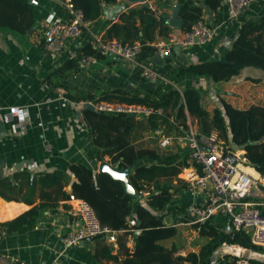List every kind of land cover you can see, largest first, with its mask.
I'll list each match as a JSON object with an SVG mask.
<instances>
[{
    "label": "trees",
    "instance_id": "1",
    "mask_svg": "<svg viewBox=\"0 0 264 264\" xmlns=\"http://www.w3.org/2000/svg\"><path fill=\"white\" fill-rule=\"evenodd\" d=\"M115 1L70 0L72 6L82 12L85 20H93L100 15L102 2ZM196 1H202L211 9H217L222 3V0H177L181 30L189 29L197 20H204L203 7ZM168 18V13L156 12L150 5L140 3L122 10L105 29L103 36L116 37L128 43L138 41L140 47L136 57H151L157 50L153 43L156 35L167 36L171 29ZM32 19L33 13L27 0H0V26L25 31ZM84 52L96 57L104 55L91 43L84 46ZM81 55L66 59L56 72L62 75L66 68L76 67ZM164 57L167 59L168 54ZM249 65L264 69V14L255 19L241 20L231 46L222 58L183 64L175 70V74L191 72L219 81L229 79ZM81 92L66 89V95L70 98H93V95H82ZM96 100L137 102L156 109L147 115H127L125 112L82 108L92 139L88 154L101 162L118 167L128 166V180L139 195L126 192L122 182L108 172L94 170L78 160L70 162L65 168L37 174L25 170L16 172L13 179L18 180V184L10 176L3 175L0 177L2 197L30 201L24 193L21 194L23 185H26L32 193L39 188L40 199L18 215L1 221L0 237L2 233L23 232L34 227L43 209H53L59 199L66 200L70 194H74L90 203L102 224L121 232L118 244L120 248L125 247L123 257L119 258L118 253L112 254L110 251L106 254L116 264H211L212 251L223 242L261 250L251 243L246 230L233 229L228 215L223 213L192 223L199 234L206 237L197 251L176 253L177 244L165 245L160 241L177 233L178 222L190 219L184 211L187 202L173 201L186 191V184L179 177V172L187 164L188 156L186 149L181 150L178 139L185 135L187 127L174 121L185 125L189 115L196 119L199 132L206 134L213 128L217 129L220 135L229 137V143L244 149L248 164L264 173V105L250 104L239 108L220 97L219 105L209 113L202 105L198 89L191 86L180 90L170 87L164 92L158 91L156 96L113 88L104 92L103 96L92 99ZM146 135H150L152 140L148 144L144 141ZM162 136L170 137L166 145L159 143ZM139 138L141 140L137 143ZM105 155L108 156L107 160ZM70 174L74 176L72 180ZM68 184L69 188L66 187ZM168 214L173 216L170 223L164 221ZM130 218H134L135 223L129 224ZM134 229H139V232H134ZM130 233L133 235L131 250L122 239L123 235ZM236 259L232 254H224L217 258L216 264H237Z\"/></svg>",
    "mask_w": 264,
    "mask_h": 264
},
{
    "label": "crops",
    "instance_id": "2",
    "mask_svg": "<svg viewBox=\"0 0 264 264\" xmlns=\"http://www.w3.org/2000/svg\"><path fill=\"white\" fill-rule=\"evenodd\" d=\"M156 12L168 13L177 0H147ZM197 2V1H196ZM33 13L31 25L25 31H18L8 26H0V116L5 133H0V162L4 163V174L14 178V173L27 171L39 173L65 168L70 162L82 161L92 169L98 170L101 161L88 154L92 147L89 126L84 120L82 108L88 100L104 95L113 88H123L131 93L156 96L170 87L179 90L191 86L206 93L212 102V108L219 105V98H224L233 106L245 108L250 104L264 105V69L245 66L227 80L213 81L207 75L186 72L176 75L175 70L192 61L220 57L222 58L237 33L241 20L258 18L264 14V0H252L237 18H229L227 6L221 3L217 9H211L202 1V18L214 29L213 36L205 43H193L188 46L173 45L171 54L166 59L163 55L142 59H122L110 54L96 57L88 67L78 65L68 67L61 75L57 68L68 58L84 54V46L92 42L93 34L103 35L108 25L118 18L122 10L143 3L140 1L116 0L102 2L101 13L75 36L66 40L63 49L56 56L49 54L44 43V24L70 17L66 0H27ZM178 3V2H177ZM171 26V25H170ZM183 30L171 26L168 33L181 35ZM167 35V36H168ZM167 36L156 35L153 43L163 41ZM142 65L157 69L162 78L150 81L140 73ZM50 77V79H48ZM63 84H65V87ZM69 91L81 90L82 95H93L73 99L66 95ZM17 105L24 109L25 118L15 119L9 107ZM209 108V107H208ZM174 118V116H173ZM197 127L196 119L187 115L185 125ZM181 150L186 149L187 140L180 136ZM141 138L137 140V143ZM145 144L151 136L144 137ZM105 160L108 156H104ZM22 165L17 167V162ZM2 175V176H3ZM74 176L70 174V180ZM18 184V180L13 179ZM66 187H70L69 184ZM31 200L6 199L0 195V222L12 218L39 201V188L33 193L23 185L21 194ZM146 193H144V196ZM193 195L185 191L173 200L177 203L191 201ZM264 200V195L258 198ZM68 202L59 199L53 209H43L34 227L23 232L2 233L0 254L14 264H48L54 259L70 264H116L107 257L110 251L123 257L125 247L120 248L118 235L110 241L105 234L98 235L90 243L78 242L65 245L61 237L75 228L68 218ZM166 223L173 221V216L164 217ZM177 224H180L179 222ZM139 232V229H134ZM129 250L133 248V235L122 238ZM170 245L169 238L160 241ZM181 249V246H178ZM183 254V252H180Z\"/></svg>",
    "mask_w": 264,
    "mask_h": 264
},
{
    "label": "built area",
    "instance_id": "3",
    "mask_svg": "<svg viewBox=\"0 0 264 264\" xmlns=\"http://www.w3.org/2000/svg\"><path fill=\"white\" fill-rule=\"evenodd\" d=\"M251 1L222 0L227 6L228 17L233 19L237 18ZM66 6L70 12L67 20L44 24V43L52 56L59 54L66 40L77 35L89 21L83 18L79 9L72 6L70 0H66ZM213 33L214 29L205 20H197L189 29L183 30L181 35L170 34L165 40L155 42L156 51L164 56L169 53L173 45L188 46L193 43H205L213 36ZM92 42L94 48L101 54H110L122 59H135L140 47L138 41L128 43L116 37L105 38L101 34H93ZM95 60L94 54L84 53L78 58V65L86 68ZM140 73L150 81L163 77L152 66L142 65ZM88 101L95 109L104 111L147 115L156 110L153 106L137 102ZM9 111L17 120L25 118L24 109L21 106H10ZM184 136L187 140L188 156L187 164L181 168L179 177L185 182L186 190L193 195V199L187 202L184 210L190 219L179 223L192 224L204 221L216 213L226 214L231 227L235 230H246L251 243L264 252V200L258 199L264 195V173L257 171L247 163V160L241 158L244 153L243 148L226 142L215 131L201 133L194 124L190 123ZM169 139V136H162L159 143L166 145ZM198 198H200L199 201H197ZM66 201L68 202L66 212L75 228L61 237L65 245L78 242L90 243L96 236L102 234H105L110 241L115 240L116 231L99 221L94 208L87 200L70 194ZM133 223L135 219L130 218L129 224ZM236 257L237 264H263L247 257ZM48 264L70 263L54 259Z\"/></svg>",
    "mask_w": 264,
    "mask_h": 264
},
{
    "label": "water",
    "instance_id": "4",
    "mask_svg": "<svg viewBox=\"0 0 264 264\" xmlns=\"http://www.w3.org/2000/svg\"><path fill=\"white\" fill-rule=\"evenodd\" d=\"M31 1V0H30ZM130 2H136L140 1L143 2L145 5L149 6V1L147 0H129ZM178 8L179 5L177 2L174 3L172 12L168 18V23L171 26L174 27H179L181 23V17L178 15ZM177 47H179L177 45ZM171 54V52H169ZM160 54L156 51L153 58L158 57ZM183 101V98H180V102ZM84 107L88 108H94L92 103L89 101H86L84 104ZM127 115H134L133 112H127ZM4 124L3 120L0 116V133H5L6 130L3 129ZM241 158L243 160H247L245 154L243 153L241 155ZM22 161L17 162L16 166L20 167L22 165ZM98 170L99 171H106L108 172L112 177L119 179L126 192L130 193L131 195L138 196V192L134 189V187L131 185V183L128 180V172L130 171V168L128 166L126 167H118L116 165H113L109 162L102 161L98 165ZM4 174V163L0 162V177ZM13 180V178H12ZM200 198L197 199L199 201ZM137 224L140 223L139 220L136 222ZM240 249V251H238ZM224 254H232L234 256H241V257H247L255 261H259L264 263V252H261L259 250H255L249 247H245L242 245H238L235 243H226V244H221L217 246L211 253L210 255V262L211 264H216V260L219 256L224 255ZM0 264H14L10 259H8L6 256L0 254Z\"/></svg>",
    "mask_w": 264,
    "mask_h": 264
},
{
    "label": "rangeland",
    "instance_id": "5",
    "mask_svg": "<svg viewBox=\"0 0 264 264\" xmlns=\"http://www.w3.org/2000/svg\"><path fill=\"white\" fill-rule=\"evenodd\" d=\"M198 91L201 96V100L203 103L202 105L209 111V113H212L213 109L216 106L212 108V102H210V99L207 98L206 93L200 90ZM211 131L217 132L222 139L228 142L229 137L227 138V136L225 137L220 135L217 129L213 128ZM176 226L177 233L169 238L171 244L175 243L177 244V246H181V249H178L176 253L183 252V254H185L190 250L197 251L199 249V246L206 240V237L200 235L197 229L192 224H177Z\"/></svg>",
    "mask_w": 264,
    "mask_h": 264
}]
</instances>
